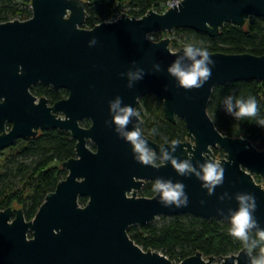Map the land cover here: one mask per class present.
Instances as JSON below:
<instances>
[{
  "label": "water",
  "instance_id": "1",
  "mask_svg": "<svg viewBox=\"0 0 264 264\" xmlns=\"http://www.w3.org/2000/svg\"><path fill=\"white\" fill-rule=\"evenodd\" d=\"M89 6L87 0H30V19L0 24V151L52 129L76 140L75 157L62 163L66 179L32 220L23 208L0 210V264H174L160 251H144L129 228L149 225L159 216L228 223L229 209L238 208L237 193L255 196L254 215L264 228V184L254 180L257 175L264 181V151L246 138L222 133L208 112L215 87L264 82V55L209 53L215 61L210 79L200 89H182L167 68L183 48L174 52L170 35L160 41L151 36L180 29L215 38L227 24L245 27L251 17L264 18V0H182L179 14L175 6L141 18L124 11L92 29L84 28ZM182 63L187 67L191 61ZM136 68L143 69V79L128 88L126 73ZM38 84L66 90L68 97L51 105L32 94ZM147 95L162 101L168 121L185 122L188 136L171 153L177 162L187 160L200 171L205 162L217 160L213 148L225 153L219 160L223 184L211 194L193 173L181 176L170 161L161 163V148L170 151L172 143L160 145L144 135L160 164L143 165L133 158L115 130L109 105L120 97L121 107L137 110L138 98ZM85 120L89 127L82 126ZM141 126L138 115L126 131ZM157 179L183 183L187 207L165 206L158 193L152 198L138 194ZM83 197L88 199L84 206ZM221 260L197 252L179 264H249L245 248Z\"/></svg>",
  "mask_w": 264,
  "mask_h": 264
},
{
  "label": "trees",
  "instance_id": "2",
  "mask_svg": "<svg viewBox=\"0 0 264 264\" xmlns=\"http://www.w3.org/2000/svg\"><path fill=\"white\" fill-rule=\"evenodd\" d=\"M90 6L87 9V19L84 28L92 29L104 22H111L123 8H127L128 15L141 18L149 11L159 13L163 3L168 0H87ZM32 17L30 0H0V24L20 20L26 21ZM177 33H188L194 42H200L209 53L244 54L257 56L264 55V18L251 17L245 27L227 24L220 34L211 38L206 34L191 30H176ZM164 33H155L151 36L160 41ZM174 48L179 43L172 42ZM31 92L36 97L47 98L54 104L68 97L66 90L55 91L42 84L35 85ZM236 97L255 96L258 102L257 115L239 120L225 114L221 101L224 96ZM137 113L142 119L141 128L144 134L155 143L163 145L173 141H185L188 131L183 120L175 124L165 117L162 101L154 95L141 97L137 105ZM208 112L218 129L230 137H243L254 145L258 144L264 151V127L258 121L264 119V82L238 81L235 83L217 86L208 106ZM82 126L89 127L88 120ZM155 127L156 135H150L149 130ZM76 140L69 132L61 130L43 131L32 140H19L9 148L16 150L13 154L32 156L31 163H18L15 171L22 176L23 186L14 189L2 185L9 176V170L0 166V210L9 207L23 208L28 221L32 220L43 204L46 196L55 191L57 184L66 179L68 171L63 169L62 163L75 157ZM93 150L94 146L91 147ZM7 150V149H6ZM223 153L222 150H216ZM160 162L156 160V165ZM2 168V170H1ZM261 182V177H258ZM154 182H148L141 191L142 197L152 198L156 195ZM88 199H80L82 206ZM227 222L212 219L206 220L193 215H179L169 218L161 225L132 226L128 230L130 238L144 251L161 250L164 255L178 264L185 259L201 252L205 258L227 257L238 254L244 246L242 242L229 232ZM257 252L259 249L256 250Z\"/></svg>",
  "mask_w": 264,
  "mask_h": 264
},
{
  "label": "clouds",
  "instance_id": "3",
  "mask_svg": "<svg viewBox=\"0 0 264 264\" xmlns=\"http://www.w3.org/2000/svg\"><path fill=\"white\" fill-rule=\"evenodd\" d=\"M176 7L177 14L180 13L179 0H174L169 7ZM91 43L95 44L93 38ZM182 56H178L167 68L168 74L176 81V85L182 89H200L210 79L212 69L215 67V61L211 58L207 48L201 46L200 42H187L182 49ZM187 59L191 64L184 66L182 61ZM156 71H159V65H154ZM124 75V74H121ZM127 87L131 88L137 81L143 79L144 71L136 68L126 73ZM140 98H138L139 100ZM123 103L120 97L115 102L110 103L109 113L112 115V122L116 126L119 136L124 139L131 147L133 158L143 165L156 164V153L153 149L147 147V141L144 138V130L141 127H135L133 131H126V128L133 117H137V111L131 106L121 107ZM222 110L226 115L239 120L245 117H255L258 110V102L255 96L236 97L234 95L224 96L221 101ZM259 126L264 127V119L258 121ZM150 135H156L157 129L153 127L149 130ZM167 144L168 142L165 141ZM177 142L173 141L171 150L167 151L161 148V163L170 161L176 172L184 176L187 173H193L198 180L202 181V188L207 189L211 194L218 185L223 184L224 167L219 160L207 161L200 166V171H196L189 161L177 162L172 156L176 150ZM154 190L160 195L161 202L165 206L175 205L176 207H187L188 196L185 192V185L171 180L157 179L153 185ZM227 197L225 193L224 199ZM235 200L238 208L235 211L229 209L230 234L239 239L248 256L249 264H264V228L258 223L254 213L257 209L256 198L250 193H237ZM222 214V213H221ZM259 249L257 252L256 250Z\"/></svg>",
  "mask_w": 264,
  "mask_h": 264
},
{
  "label": "rangeland",
  "instance_id": "4",
  "mask_svg": "<svg viewBox=\"0 0 264 264\" xmlns=\"http://www.w3.org/2000/svg\"><path fill=\"white\" fill-rule=\"evenodd\" d=\"M127 9V8H126ZM170 35V39L171 42L176 41L179 43V48L173 46V44H171V48L174 52L180 50L183 48L184 44L187 42H194V38L193 36H191L190 34L184 32V33H177V31H172L170 33L164 32V34L161 36V38H164L166 36ZM154 38V37H153ZM154 40L156 41V39L154 38ZM143 122V121H142ZM190 142H192L191 139H189ZM90 147H92V145L89 143ZM258 147H260L262 149V147L258 144H256ZM216 148H213L212 151L216 157L217 160H222L225 158V153H220L219 151H216ZM219 150V149H218ZM263 150V149H262ZM16 153V150L13 149H7L4 151H0V166L3 164V170L8 169L9 170V176L7 178H5V182L2 183V185H7V186H11L14 189H18L21 186H23V182H22V176H20L16 171V167L18 163L24 162V163H31L33 157L32 156H25L23 154H19V155H14ZM160 164V163H159ZM2 170V168H1ZM259 176L254 175V180L256 182H259ZM261 179V178H260ZM261 182L264 184V181L261 179ZM148 183V182H147ZM146 183V184H147ZM146 186V185H145ZM144 186V187H145ZM143 189V188H142ZM142 191V190H141ZM141 191H139L138 194H141ZM19 207V206H16ZM169 218H171V216H159L157 217L151 224L152 225H161L164 222H166ZM163 253V251L161 250H157ZM220 263H222L221 258H216ZM174 264H178V261H173Z\"/></svg>",
  "mask_w": 264,
  "mask_h": 264
},
{
  "label": "built area",
  "instance_id": "5",
  "mask_svg": "<svg viewBox=\"0 0 264 264\" xmlns=\"http://www.w3.org/2000/svg\"><path fill=\"white\" fill-rule=\"evenodd\" d=\"M182 0H179V3L181 2ZM170 3H174V0H168V1H166L165 3H163V5L161 6V8H160V10H159V12L160 13H165L168 9H170V7H169V4ZM128 9H126V8H123L122 10H121V12L117 15V17H116V19L125 11H127ZM127 13V12H126ZM116 19H114V21L116 20Z\"/></svg>",
  "mask_w": 264,
  "mask_h": 264
},
{
  "label": "flooded vegetation",
  "instance_id": "6",
  "mask_svg": "<svg viewBox=\"0 0 264 264\" xmlns=\"http://www.w3.org/2000/svg\"><path fill=\"white\" fill-rule=\"evenodd\" d=\"M35 96V95H34ZM39 98V97H38ZM50 102V101H49ZM51 104V103H50ZM52 105V104H51ZM12 125L11 123H6V130L9 131L11 129Z\"/></svg>",
  "mask_w": 264,
  "mask_h": 264
}]
</instances>
